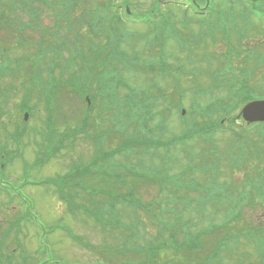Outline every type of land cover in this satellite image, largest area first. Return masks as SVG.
Returning <instances> with one entry per match:
<instances>
[{
  "label": "rangeland",
  "instance_id": "374dc122",
  "mask_svg": "<svg viewBox=\"0 0 264 264\" xmlns=\"http://www.w3.org/2000/svg\"><path fill=\"white\" fill-rule=\"evenodd\" d=\"M74 1L76 2L77 8L73 18L69 21V23L64 22L62 19L56 18L51 14L49 15L50 11L48 10L47 15L43 17V22L47 23L46 28L52 32V38L56 39V43L58 45H62L55 47L51 46L48 54L45 56V58H42L45 59V62L41 63L42 70H44V75L46 77L48 76V80L51 81L52 85H56V88L61 90L58 94V104L56 106L57 111L55 114L56 120L54 121L56 132L54 131L51 135L45 124L49 113L44 108H42L38 102H35L37 103L38 107H34V116L32 118L31 116L29 117L30 125L27 129V136L31 134L33 135L34 128L39 124V129L43 134L56 136L64 131L62 130V127L72 124H75L74 126H76L82 122L81 107L83 105L81 106L76 96L70 91L68 85L61 86L60 84L61 82H68L71 79L70 76L77 77L82 86H88L93 89L92 91H94L95 94H98L100 92V87L97 77L100 75L101 68L99 62L107 60L110 51L116 52L117 54L119 53V50L111 49L112 47L116 46V41L112 40L111 36L116 35L118 29H126V31H129L133 34L132 38H127V40L121 44V46H123L122 49H125L126 52L128 51L127 53L130 55V57H132V60H135L137 56L133 57L131 56V53L137 54L139 55V58L143 59L148 58L146 56L150 54L156 56L163 49L160 48V46L156 48L154 44L150 45L146 40H141L139 37L137 38V35H134V32L143 34L156 30L160 27V23L158 22L151 25V27L144 26V21L136 18L137 14L150 10L153 0H131V5L134 10L131 11V14L129 15L125 14L124 12L126 4L123 2V0H112L115 2V4L112 6L117 7V10L124 18L123 24L116 23L114 25L108 26L102 24V29L99 33H96L92 30L91 26H93L94 21L91 19L93 15L91 17L89 14L86 16L85 8L96 9V7L99 5L103 7V5L110 0ZM176 1L181 0H174V2ZM217 2H221L220 4L225 8L228 6V0H217ZM168 3L169 0L163 1L164 6H166ZM180 5L183 6L186 5V3L181 1ZM246 6L253 7L248 3H246ZM188 7L190 9V12L188 13L189 17L192 19L194 18L195 20L190 23L180 21L183 17V9L181 7L174 5L168 6V8L172 10H169L166 12V14L172 16L173 22H175L174 26L172 27L175 34L166 41L165 52L170 56L174 54L178 55L181 65L193 75L192 78L191 75L181 74L178 72V70H174L173 73L179 78V86L178 89H173L171 85V79H169L170 77L167 78V80H163L160 77L153 78V72H142L139 70L138 72L128 73V69L122 65H119L117 68L120 71V78H127L130 84L133 83L134 85L138 86L140 90L148 93V91L150 92L154 87L155 95H153L152 98L150 96L148 97L151 100V104L153 102L152 105L154 111L158 113L166 111L167 123L170 126L168 137L171 138L174 135L182 134L186 130L179 117L178 110L180 109H178V106L180 104H182L185 108L190 107L192 110H195L196 100L202 102L203 104L210 103L213 100L212 103L219 102L221 105L230 103L232 105L231 116L223 121V130L215 126L213 127L214 131L212 140L216 143V145L219 146L218 149L220 151L219 154L214 156V162L216 163V166L220 167L221 169L217 175L218 180L222 183H229L233 187L234 192L236 188H238L236 193L239 194V190H241L246 184V179L248 177H256L254 171L259 167V164L256 162V159H253L248 162V166L246 167L240 169L231 168L228 160V154L230 153L227 147L229 146L230 141L228 133L235 137L232 132L233 129L237 131L248 130V132L251 134H264V125L249 126L247 121H244L241 115V110L243 105H245V102L241 103L239 99L236 100V97L231 95L232 92L236 93L237 88L234 90L230 89V87L226 85V82H224L223 85L216 87L214 86V81L211 79V75L209 74L215 70L214 68L221 69L218 72V74L221 75V78L218 80L222 83L224 78L223 74H226V76H228L230 79L239 78L241 74L239 68L234 69L231 66V64H233L231 61V64H229V62L226 65L222 64L219 57L212 58L207 62L203 60V57L205 55H210V53H216L220 49H222L224 52L226 51V54L229 51V49L226 50L228 46H239L245 43L256 45L259 50L257 52L264 56V23H259L260 20L264 19H261V15L259 14L254 15L250 20L253 26L250 27L249 35L245 39L240 40V43L237 41L240 39V36H234L233 42L235 44L229 43L226 38L221 36L217 38V40H220L217 43H212L209 40L206 44H199L196 47H191L188 43H181L179 41V36L184 34H190V37L193 36L191 34H195L197 36L201 31V28L198 25L201 15H196V17V12H193L195 9L189 5ZM104 13L106 14V11H104ZM107 16L108 18L111 16L109 11L107 12ZM88 17H90V19ZM215 19L218 20L217 23H223L226 21V15L225 13L220 12L219 15L215 17ZM237 19L241 20L239 22L243 21L241 16H237ZM108 20L111 23H114L112 20H110V18ZM254 26L255 30L252 29ZM27 36H29V39L32 38L31 33H27ZM2 38H4V40L0 46L9 50L8 52H10L11 56L7 51L5 53H7V55L10 56L14 61H17L18 66H21V70H19L15 75L12 74L10 76H3L0 78L1 104L6 101L5 99L1 98V92L3 91L7 94L10 93V100L3 107L5 116L0 117V133H2L1 121L3 119L9 124L10 130H14L13 125L17 122H20V115L17 105L25 96H28L25 87L27 86V89L32 87L34 89L33 95H36V93L41 88L40 83L34 82L32 80V74L30 73V71L33 69L35 61H38L37 48H34V45L31 46L30 43H22L19 38L12 36L11 33H6V31L5 33L0 31V42ZM20 38H22V36H20ZM164 38V34H160L158 41H164ZM223 40H225L223 42L224 44H221V41ZM132 60L130 59L131 62H133ZM124 65L126 66L125 63ZM170 65H172V62ZM246 67H249L251 70V76L248 80L254 87V91L256 93H264V65L258 66L246 64ZM203 69L206 71L203 72ZM107 72H109L108 69ZM166 72L171 75V68L166 70ZM157 81H159L158 86L156 84ZM159 86H163L164 89L159 88ZM6 88H10V90L7 91ZM202 88H204L206 92L209 93L207 95H197L196 91ZM128 90L129 89L125 85L119 84L117 87L116 97L123 98L127 92H129ZM246 90L247 89H244L243 91ZM161 93L165 95V98H162L161 96L158 98L156 97V95ZM253 94L255 93L252 92V95ZM108 100V97H106L105 100L102 99V111L104 112L102 114H104V117L107 119H110L111 111H116L117 106H114L112 109H110ZM33 103L34 99L32 100V104ZM100 105L101 103H99V106ZM175 105H177V109H173ZM124 109L125 108L122 105L120 110L124 111ZM140 111L141 113H144L147 110L145 109ZM187 114L189 113L187 112ZM193 116H196L195 113L189 114V118H193ZM98 119V116H96L95 121ZM209 122V115L199 114L197 116L196 123L205 124ZM172 123L173 126H171ZM97 124L100 125L102 122L100 120L98 122L96 121V125ZM106 127H109V125H105L103 129L100 127V133L105 131L107 129ZM92 128L95 129L94 126H92ZM124 131L125 129H123L121 132V138L117 135L114 136L115 139H120V143L127 139V133ZM27 136L22 137V140L25 138L26 143L25 145L22 144L19 147L20 150L19 153H17L18 156L15 153V156L17 157L12 158L11 162H9V166L5 169L4 175L9 176L8 179L14 184H17L16 180L28 179L30 181V183L23 184V188H21L23 189V192L31 198L33 215L36 216L38 222L42 225V229L40 228L41 233H45V230L47 232V242L50 245L51 258L58 260L59 262L63 261L72 263L76 260H79L83 262V264H91L90 261L100 258L98 254L90 251L82 244V242L87 241L93 244L100 243L102 244L100 245L102 248H105L106 244L108 247H110L109 245L112 244L113 247V244L120 242L121 238L118 232L109 228H99L97 222L93 220L94 217H90V207L93 208L96 206V202L95 198H92L91 194L85 192L84 187L80 189L79 187L81 186L79 185L78 188L67 192L65 194L66 196L64 197L57 193L56 188L54 185H52V183L47 181L41 182L37 180H40L42 177H63L70 173L72 166L76 165L75 163L80 162L83 164H88V162H90L95 155L94 140L84 138L79 139L78 142L75 143V148L70 152H67L66 149H63V151L57 157L46 159V164L44 166H38L37 164H34L33 168L28 169L22 165L23 160L34 163L37 159V149L34 148L33 144L29 143V145L27 143L29 141ZM32 138L42 140L40 135H33ZM251 139L257 141L262 138L253 136ZM12 140L14 139L10 138L8 140L7 150L17 148L16 143H14ZM254 140L252 141L253 146L255 144ZM107 141L108 143L106 144L108 146L112 140ZM3 144V142L0 143V146ZM50 144L54 145V141H50ZM259 144L264 147V139L263 141H259ZM111 148L112 146L109 147V149ZM210 148L211 145L209 143H205L203 140L194 138L189 140L187 144L178 142L175 145V148L172 147L171 151L167 154L165 151H160V156L158 158L147 157L146 154L143 153L139 154L138 157H136V155H130V158H126V153H119L116 156L111 157L109 161L112 162V164H116V161H118V163H120V167L128 166L132 163L141 164V162H143V167H153L154 169L152 172L155 171V173H157L159 176L165 177L168 174L183 170L185 165H187V161H189V156L192 155H195L197 158V160L194 159L195 165L200 166V164H209L213 157V154L209 151ZM47 149L49 150L48 147ZM41 151L45 152L46 149L42 148ZM4 153H7L6 150H4ZM200 155H204L202 160ZM131 156L137 158V160ZM160 165L165 166L169 170H158ZM119 171L121 172V170ZM26 173L27 178H25ZM259 173H261V175L264 174L260 171L258 174ZM201 175L203 174L196 173L193 176L195 178L199 176L201 177L200 180L204 181L205 178H203ZM90 179L91 177L87 176V179L84 181L87 182ZM93 179L95 182H98L97 178L93 177ZM109 179L112 180V178ZM32 181L34 183H32ZM97 184L98 183H95L94 185ZM103 184H105V182H103ZM131 184L132 180L128 176L127 182L124 184L123 191L129 189L134 184H137L136 186L138 189L136 194L145 204L146 209L134 213V211H132L128 206L125 207V205H120L117 208V212L121 214L120 217L122 220L125 222L133 221L136 214L140 216L139 218L149 219L158 213L159 208L163 205L162 202L166 201V197L169 194L168 189L162 191V186H164L163 182L158 184L157 182L150 183L139 181L132 185ZM255 194L257 197L256 202L260 206L257 205L252 207L244 205L240 210L241 217L232 223H228L230 229L228 231L235 233L237 236L236 238L227 240L226 244L222 245L224 246V249L228 251V254L225 252V250L222 253L220 252L219 259L217 256L216 259L213 260L214 264H264V257L259 256V250L256 247L255 241L250 238V236L248 237L247 235L249 234L246 233L248 230L264 229V178L261 190L259 192L257 190ZM11 198L12 197H10V199ZM67 198L81 207L71 211L67 206ZM23 209H25V207H21L18 199L10 201L9 197L6 196L3 191H1L0 227L6 226V223L10 221L11 218L16 220V218L19 217V214L23 212ZM228 211V206L223 207L221 204H214L211 207H208L206 211H187L185 212V218H189L191 221L195 222L193 228L194 230H204L209 227V223L210 225L223 223L226 220V213ZM111 218L112 216L108 217V219ZM51 226H53L52 229ZM63 226L66 227L67 230L62 229ZM150 226L154 227L155 224L152 222ZM224 229L225 226L221 224V230L215 231L213 234H210L208 231L206 236H204L206 239L204 245H207V242H210L214 246L218 240L225 236ZM12 230L13 231L11 232V235H16L17 233L14 231L15 229L13 228ZM68 230L74 232V235L82 239L74 240L72 238V240L68 236ZM144 230L145 229L138 230V242L143 244L145 243L146 237V231ZM38 234H40V232H38ZM38 234L37 231H34V229L29 226V230L25 228L24 233L20 235L21 242L29 252H33L36 248H38ZM146 240L149 241L150 237H148ZM98 249L100 250L99 247ZM208 254H210V251ZM221 254L223 255L222 261Z\"/></svg>",
  "mask_w": 264,
  "mask_h": 264
},
{
  "label": "trees",
  "instance_id": "16d2710c",
  "mask_svg": "<svg viewBox=\"0 0 264 264\" xmlns=\"http://www.w3.org/2000/svg\"><path fill=\"white\" fill-rule=\"evenodd\" d=\"M11 4V3H10ZM25 4H30L28 0H26ZM75 7V2L72 3ZM72 5V6H73ZM71 6V7H72ZM151 19L154 20V18L152 17H147V21H151ZM163 21H166L165 19H163ZM169 23V22H168ZM119 33L115 36L112 37V39L114 41H116V46L120 47L119 42L121 41H125L127 40V35L129 34V32H122L120 31V29H118ZM10 33H12L11 31H9ZM143 37L144 38H151L149 33H143ZM233 39L234 36L231 40H229V43L233 44ZM4 38L1 40V43H3ZM119 44V45H118ZM44 49L45 52L48 51V49L50 48L49 45L45 46L44 45ZM8 52L9 50L2 48L0 46V53L2 54V56H4L5 52ZM10 54V52H8ZM242 58V61L245 60L246 63L248 64H253V65H257L258 60L256 58H252L251 60L247 58H245L244 56L246 55V53H244V49L240 52L239 54ZM11 56V54H10ZM126 56L121 55L119 57L120 62L123 63L126 60ZM132 60V58H130ZM130 62V66L131 68L134 66H136L138 59L136 58L135 60H132L133 62ZM247 59V60H246ZM241 61V59H239ZM117 61V58H115L113 60V62ZM244 62V61H243ZM101 67H107V63L108 60H104V61H100L99 62ZM152 64L154 65V61L152 59L148 58H143L141 59V61L138 62L137 68H141L144 69L145 71H147V69L145 68V65L149 66L150 68L152 67ZM140 65V66H139ZM138 70V69H137ZM106 71V69H104V72ZM101 68H100V76L99 78V87H100V92L97 94V96H101V98L103 100H105L106 98V92H111L109 87L112 86V84H110V82L107 79V75L104 73L103 80H101ZM109 78L111 79V76H109ZM38 81H41L40 79H37ZM245 83H249V81L247 80H243ZM121 78H116L115 84L113 86H118V83H121ZM71 87H75V81L69 82ZM61 85L63 86H67L68 84L66 82L61 83ZM105 86V87H104ZM246 87V85H243ZM112 93V92H111ZM235 92H232L231 95H234ZM110 94V93H109ZM158 94V93H156ZM155 95V91H154V87L153 89L148 93L146 92V102L149 101L150 99H148L147 97L150 96L152 98V96ZM160 95V94H159ZM159 95H156V97L158 98ZM249 94L248 93H242V92H237V98L238 99H243V98H248ZM45 100H47V98H45V96L43 97ZM144 98V97H143ZM213 99V98H212ZM128 102L130 103V111H133L135 109V105L133 104V99H131L130 97H128ZM213 100L210 102L212 103ZM217 103V102H216ZM214 104V103H212ZM108 105L110 106V109H112L114 106L116 107V111H111V119H113V128L111 129V127H108L109 130H105L103 132L100 133L99 129L101 127V129L104 128L105 125H110L108 122V119L106 117H104V113L103 111L101 112V117L100 120L102 122V124L100 125H96V123H93L94 126V131H91L90 129V137L92 139H94V141L96 142V140H98L99 142H106L108 143L107 140H112L110 141V145H104L103 144V152H99V155L96 156V158L93 161L94 166H99L102 165L103 163H107L108 159L110 160L112 156H116V153H126L127 157L126 158H130V155H132V151H134V153L136 152V157H138L139 152L142 153L141 149L145 150V147L147 146L149 140H139V136L141 131L138 129V131L136 132L135 135L132 134V131H135L136 129L133 128L132 129V125L131 122H129V120H131V118L127 117V115L125 114L124 111L120 110V105L116 102H114L112 99L108 100ZM90 109H93V106H91ZM126 110V109H124ZM89 113V112H88ZM127 120V121H126ZM72 126V125H71ZM156 127V125L154 126H145V128H147L148 132H152V130H154V128ZM157 127L162 128L161 125H157ZM84 128L87 129L85 130V133L88 131V127L84 125ZM68 129V128H67ZM125 129L124 132L127 133V139L123 142L120 143V139H115L114 136H119L121 138V132L122 130ZM99 136L103 137L101 140L99 138ZM135 136V137H134ZM85 138H87V135H84ZM95 137V138H93ZM112 146L111 150L109 149V147ZM264 148V147H263ZM131 149V150H128ZM128 150V151H126ZM126 151V152H123ZM129 151H131V154L129 153ZM115 154V155H113ZM104 157H107V159H105ZM132 158H135L133 156H131ZM105 159V160H104ZM137 160V158H135ZM118 162V161H116ZM135 168V167H134ZM124 169V168H122ZM136 169H134L135 172ZM139 171L140 176H143V173L145 172L143 169H137ZM83 172L85 174L89 173L88 168H85L83 170ZM123 172V177L128 178L129 174L126 173V171ZM131 173V171H130ZM138 174V173H136ZM139 176V177H140ZM100 177V176H99ZM130 179L132 180V184L136 183L137 177H135V179L133 178V173H131V175L129 176ZM76 178L73 177L72 181L74 182ZM134 181V182H133ZM89 182V183H87ZM85 184V188H87L86 190H91L92 194L94 196H97L99 194L98 191L102 190L100 189L98 186L103 184V182L100 180L98 182L93 181V179L88 180ZM127 182V181H126ZM95 183H98L97 185H94ZM105 183L107 184L106 189L109 190L110 193L112 194H116L115 196H119L121 195L123 192V188L124 185H121L119 183H111L110 181H105ZM113 184V185H112ZM131 184V185H132ZM136 184H134L133 186H131V188H135V195L137 193V188L135 187ZM75 187V186H74ZM95 192H97V194H94ZM131 196H132V190H130L129 192V199L131 200ZM95 198V202L97 201V205L95 207L92 208V211L97 215V217H99L98 215L101 214V211H104V208L106 207L107 203H100L103 202L105 200H107V196L105 194H103V196L101 197V201L99 202L98 200H96L97 198ZM125 200L123 197H120L118 200L115 199L111 202L108 203L110 208L113 207H118L120 205H123V202L119 203L117 206V202ZM107 205V206H108ZM116 205V206H115ZM259 204H257V202H255V200L252 202V207L253 206H257ZM260 206V205H259ZM105 213V211H104ZM113 217L115 218V222H113L111 224L113 229H117L119 231L118 234H122L124 233L122 231L121 228H125L123 226V224H121V220H119V218L117 217L116 214H113ZM100 218V217H99ZM103 223V222H101ZM171 224V219H168V221H165L164 224L158 226L157 228L161 231L158 232L157 236L151 235L150 240L146 243V247H148L147 249H145L144 247H141V250H139V248H136L134 245V241L132 239H125L124 241L121 242V244H117L116 247L110 248L109 251L108 249H101V253L103 254L104 257V262H106L107 264H213V260L219 256L220 252L222 253L225 249L224 246L227 240H229V237H223L220 240H218V242L213 246L210 242H207V245H204V243L206 242V239L204 238V235L207 234V232H198L195 231L193 232L195 235L194 239L191 237H188L187 234L185 235H181L182 237L180 238V241L177 242L175 237L172 238L170 237L168 234H164L165 230H169ZM254 224V223H252ZM183 230L186 231H191V229L185 227H182ZM197 232V233H196ZM133 237V236H132ZM181 243V244H180ZM209 244V246H208ZM204 245V246H202ZM208 246V247H206ZM206 248L204 250V248ZM208 248V250H207ZM210 251V254H208ZM225 252L228 254V251L225 250ZM221 258H223V255L221 254ZM222 260V259H221Z\"/></svg>",
  "mask_w": 264,
  "mask_h": 264
},
{
  "label": "water",
  "instance_id": "95a60500",
  "mask_svg": "<svg viewBox=\"0 0 264 264\" xmlns=\"http://www.w3.org/2000/svg\"><path fill=\"white\" fill-rule=\"evenodd\" d=\"M243 112L244 116L251 121L264 119V101H255L248 104Z\"/></svg>",
  "mask_w": 264,
  "mask_h": 264
}]
</instances>
